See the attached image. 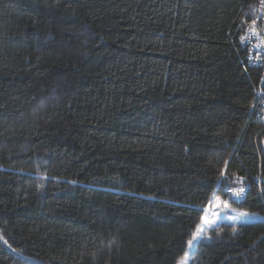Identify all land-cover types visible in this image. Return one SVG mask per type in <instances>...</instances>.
Wrapping results in <instances>:
<instances>
[{
    "label": "trees",
    "instance_id": "trees-1",
    "mask_svg": "<svg viewBox=\"0 0 264 264\" xmlns=\"http://www.w3.org/2000/svg\"><path fill=\"white\" fill-rule=\"evenodd\" d=\"M260 1L0 0V264H264Z\"/></svg>",
    "mask_w": 264,
    "mask_h": 264
},
{
    "label": "built area",
    "instance_id": "built-area-1",
    "mask_svg": "<svg viewBox=\"0 0 264 264\" xmlns=\"http://www.w3.org/2000/svg\"><path fill=\"white\" fill-rule=\"evenodd\" d=\"M240 43L247 48L249 64L261 70L262 88L260 97L263 100L261 108L264 122V0L260 1L254 21L244 31ZM241 189H243L242 192ZM226 193L237 200H241L246 195V187L236 185L226 189Z\"/></svg>",
    "mask_w": 264,
    "mask_h": 264
},
{
    "label": "rangeland",
    "instance_id": "rangeland-1",
    "mask_svg": "<svg viewBox=\"0 0 264 264\" xmlns=\"http://www.w3.org/2000/svg\"><path fill=\"white\" fill-rule=\"evenodd\" d=\"M258 218L259 216L255 214L230 209L225 202L220 200L219 197H213L212 202L204 211L200 226L192 233L189 240L191 241V244H189L188 241L186 251L177 264H180L182 259L185 261V264L189 263L197 242L203 238V232L205 229L211 228L221 222L244 223L255 221ZM186 253L187 256H185Z\"/></svg>",
    "mask_w": 264,
    "mask_h": 264
},
{
    "label": "snow or ice",
    "instance_id": "snow-or-ice-1",
    "mask_svg": "<svg viewBox=\"0 0 264 264\" xmlns=\"http://www.w3.org/2000/svg\"><path fill=\"white\" fill-rule=\"evenodd\" d=\"M241 192L243 191V189L240 190ZM241 215H244V214H241ZM189 244H191V241H189ZM185 256H187V253L185 254ZM180 264H185V261L182 259L180 261Z\"/></svg>",
    "mask_w": 264,
    "mask_h": 264
}]
</instances>
